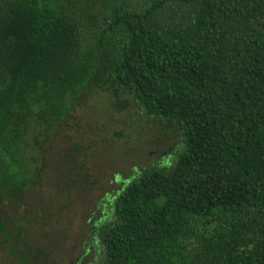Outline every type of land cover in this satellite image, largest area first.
<instances>
[{
	"label": "trees",
	"instance_id": "16d2710c",
	"mask_svg": "<svg viewBox=\"0 0 264 264\" xmlns=\"http://www.w3.org/2000/svg\"><path fill=\"white\" fill-rule=\"evenodd\" d=\"M92 92L182 135L174 159L134 171L97 205L98 264H264V0H0L10 253L26 258V193L42 189L55 136ZM45 203L30 217L47 221Z\"/></svg>",
	"mask_w": 264,
	"mask_h": 264
},
{
	"label": "rangeland",
	"instance_id": "374dc122",
	"mask_svg": "<svg viewBox=\"0 0 264 264\" xmlns=\"http://www.w3.org/2000/svg\"><path fill=\"white\" fill-rule=\"evenodd\" d=\"M141 113L135 103L125 106L107 92L86 94L75 105L46 157L50 175L23 201L29 211L23 229L29 232L26 258L18 249L10 253L12 242L0 241V264H98L103 259V248L89 245L88 225L101 199L134 171L174 159L182 142L174 125ZM37 199L47 203V221L30 217Z\"/></svg>",
	"mask_w": 264,
	"mask_h": 264
}]
</instances>
